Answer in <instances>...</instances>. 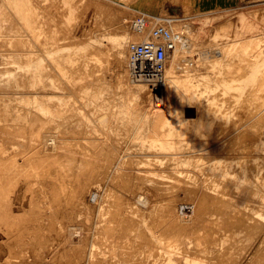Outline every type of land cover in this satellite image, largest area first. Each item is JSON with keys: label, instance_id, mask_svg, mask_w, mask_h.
<instances>
[{"label": "rangeland", "instance_id": "374dc122", "mask_svg": "<svg viewBox=\"0 0 264 264\" xmlns=\"http://www.w3.org/2000/svg\"><path fill=\"white\" fill-rule=\"evenodd\" d=\"M141 12L200 110L171 134L135 112ZM261 140L264 0H0V264H264Z\"/></svg>", "mask_w": 264, "mask_h": 264}, {"label": "bare ground", "instance_id": "6f19581e", "mask_svg": "<svg viewBox=\"0 0 264 264\" xmlns=\"http://www.w3.org/2000/svg\"><path fill=\"white\" fill-rule=\"evenodd\" d=\"M190 23V22H189ZM194 30V29H193ZM137 40V39H136ZM139 41V40H138ZM131 43V42H130ZM124 51V49H123ZM174 58L178 53V49L173 48ZM219 55L221 51L218 52ZM185 54V53H184ZM171 57V56H170ZM172 59V58H171ZM172 67V65H171ZM183 67V66H182ZM133 68V67H132ZM171 68H166L164 73L157 76L158 86L147 87L148 91L144 96H137L134 99V106L139 123L147 129L149 134L158 133L171 134L181 131L187 127L186 125L195 123L200 118V110L193 102V93L185 82L175 80L170 72ZM176 75V74H175ZM177 78V77H176ZM179 78V77H178ZM188 86V85H187ZM158 92L162 97V103L153 104L152 96ZM133 106V105H132ZM131 109V108H130ZM133 114V113H132ZM135 114V113H134ZM200 123V122H199ZM198 123V124H199ZM194 125V124H193ZM188 128V127H187ZM190 128V127H189ZM242 127H240L241 129ZM219 140V139H218ZM225 140V139H224ZM191 141V140H190ZM222 142V141H221ZM264 145V141H260ZM255 144V143H254ZM202 145V144H201ZM213 145V144H211ZM210 145V146H211ZM219 145V144H218ZM253 145V144H252ZM200 146V145H199ZM260 145L257 147L259 150ZM205 148V147H204ZM211 148V147H210ZM253 148V147H252ZM186 149V147H185ZM219 149V148H218ZM207 150V148H206ZM253 150V149H252ZM190 151V150H189ZM201 151V150H200ZM204 151V149H203ZM217 151V150H216ZM219 151V150H218ZM225 151V150H224ZM181 152V151H180ZM178 152V153H180ZM183 152V151H182ZM186 152V151H185ZM191 153V152H190ZM197 153V152H196ZM211 153V152H210ZM218 153V152H217ZM153 152L151 153V155ZM187 154V153H186ZM189 154V153H188ZM193 154V153H192ZM255 154V153H254ZM142 155V154H141ZM147 155V154H144ZM149 155V154H148ZM149 155V156H151ZM155 155V154H154ZM157 155V154H156ZM159 155V154H158ZM170 155V154H169ZM177 155V154H176ZM191 154H189L190 156ZM199 155V154H198ZM201 155V154H200ZM220 155V154H219ZM127 156V155H126ZM134 156V155H133ZM171 156V155H170ZM135 157V156H134ZM139 157V156H138ZM174 157V156H173ZM183 157V156H181ZM203 157L204 154H203ZM125 158V157H123ZM130 160V158H128ZM171 159V158H170ZM177 159V158H176ZM154 160V159H153ZM132 161V160H131ZM138 161V160H137ZM144 161V160H143ZM184 161V160H183ZM182 161V162H183ZM252 161V160H251ZM158 163V162H157ZM252 163V162H251ZM118 164V163H117ZM116 164V165H117ZM140 164V162H139ZM252 165V164H251ZM144 166V165H143ZM159 166V165H158ZM116 167V166H115ZM147 167V166H146ZM152 168V167H151ZM151 168L149 169L150 171ZM160 168V167H159ZM154 170V168H152ZM170 169V168H169ZM168 169V171H169ZM148 170V169H146ZM141 171H144L141 170ZM167 171V172H168ZM146 172V171H145ZM230 173V172H229ZM163 174V172H162ZM158 175V174H156ZM154 177V176H153ZM164 177V176H163ZM217 180H219L217 178ZM233 183V182H232ZM126 185V184H125ZM127 186V185H126ZM234 188V187H233ZM145 202V200H144ZM147 203V202H146ZM181 205V204H180ZM183 205V204H182ZM184 206V205H183ZM183 206L181 208H183ZM187 206V205H185ZM180 207V206H179ZM185 208V207H184ZM189 209V208H188ZM185 211V210H184ZM185 213V212H184ZM187 213V211H186ZM182 214V212H181ZM234 227V226H233ZM232 227V228H233ZM114 230V229H113ZM233 230V229H232ZM120 231V230H119ZM123 231V230H122ZM161 238V237H160ZM164 238V237H163ZM188 253V252H187ZM191 255V254H189ZM193 255V254H192ZM165 256V255H164ZM177 257V256H176ZM191 257V256H190ZM163 258V257H162ZM198 258V257H196ZM178 259V258H176ZM161 260V259H160ZM159 260V261H160ZM196 260V259H195ZM178 262V261H177ZM164 263V262H163ZM160 264V262L158 263ZM181 264V263H180Z\"/></svg>", "mask_w": 264, "mask_h": 264}, {"label": "built area", "instance_id": "2783aa9c", "mask_svg": "<svg viewBox=\"0 0 264 264\" xmlns=\"http://www.w3.org/2000/svg\"><path fill=\"white\" fill-rule=\"evenodd\" d=\"M174 18L141 12L133 21L138 32L147 34L140 41L132 42L134 71L140 77L157 78L166 66L169 53L175 47L171 22Z\"/></svg>", "mask_w": 264, "mask_h": 264}]
</instances>
